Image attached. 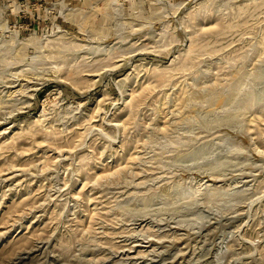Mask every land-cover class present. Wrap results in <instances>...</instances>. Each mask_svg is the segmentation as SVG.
<instances>
[{
    "label": "rangeland",
    "instance_id": "1",
    "mask_svg": "<svg viewBox=\"0 0 264 264\" xmlns=\"http://www.w3.org/2000/svg\"><path fill=\"white\" fill-rule=\"evenodd\" d=\"M0 264H264V0H0Z\"/></svg>",
    "mask_w": 264,
    "mask_h": 264
}]
</instances>
